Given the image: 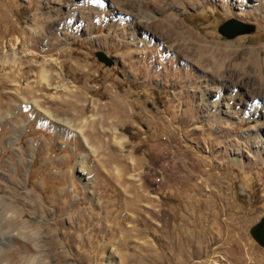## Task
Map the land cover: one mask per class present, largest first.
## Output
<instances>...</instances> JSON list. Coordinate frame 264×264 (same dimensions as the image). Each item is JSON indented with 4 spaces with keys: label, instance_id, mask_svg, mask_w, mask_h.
<instances>
[{
    "label": "rangeland",
    "instance_id": "obj_1",
    "mask_svg": "<svg viewBox=\"0 0 264 264\" xmlns=\"http://www.w3.org/2000/svg\"><path fill=\"white\" fill-rule=\"evenodd\" d=\"M8 198L0 264H264V0H0Z\"/></svg>",
    "mask_w": 264,
    "mask_h": 264
},
{
    "label": "water",
    "instance_id": "obj_2",
    "mask_svg": "<svg viewBox=\"0 0 264 264\" xmlns=\"http://www.w3.org/2000/svg\"><path fill=\"white\" fill-rule=\"evenodd\" d=\"M252 28H250L249 25L240 22L236 20L235 18H231L227 20L225 23H223L219 31L225 35L227 38L231 39L238 35L246 34L251 31ZM96 55L98 59L105 64L112 66L115 63V60L108 56L104 51L100 50L96 52ZM251 233L254 236V238L262 245L264 246V217L260 220L259 223L255 224L252 229Z\"/></svg>",
    "mask_w": 264,
    "mask_h": 264
},
{
    "label": "bare ground",
    "instance_id": "obj_3",
    "mask_svg": "<svg viewBox=\"0 0 264 264\" xmlns=\"http://www.w3.org/2000/svg\"><path fill=\"white\" fill-rule=\"evenodd\" d=\"M163 23V22H162ZM159 24V23H158ZM177 27H179L178 23L177 22H170L168 21L167 23H164L161 25V22L160 24L157 26V29H159V31H161V34L164 36L165 34H168L167 31H165L166 29L168 31H172L174 29H176ZM166 28V29H165ZM185 40L187 39V36L185 35ZM193 39H197V40H200L197 36H192L191 37V41H193ZM188 44V43H187ZM206 56V55H205ZM214 58V57H213ZM203 60V59H202ZM209 60V59H208ZM212 58L210 59V62L209 64L211 63L212 64ZM213 63H215V61H213ZM42 78L43 80H47V74L45 73V71L42 72ZM11 198H8L7 202L4 203L2 200H0V216L2 215V212H5L6 210H8L10 207H13V204L12 202H10Z\"/></svg>",
    "mask_w": 264,
    "mask_h": 264
}]
</instances>
